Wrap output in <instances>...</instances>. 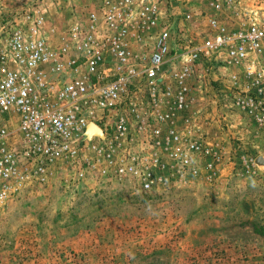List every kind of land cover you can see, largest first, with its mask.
<instances>
[{"label": "rangeland", "instance_id": "obj_1", "mask_svg": "<svg viewBox=\"0 0 264 264\" xmlns=\"http://www.w3.org/2000/svg\"><path fill=\"white\" fill-rule=\"evenodd\" d=\"M142 1L156 3L160 22L174 26L165 66L171 77L182 53L212 32V15L235 25L264 20L260 0H235L241 16L215 11L211 0H136L137 6ZM0 4L8 14L44 18L51 42L72 22L85 24L95 8L92 0ZM213 60L194 68L179 123L207 153H190L182 175L170 169L163 183L143 190L133 179L102 175L88 148L48 183L25 184L9 198L0 214V264H264V165L256 163L264 158V110L237 104L249 93L241 78L246 65L230 63L223 52ZM164 147L134 145L147 157ZM214 152L217 174L208 168Z\"/></svg>", "mask_w": 264, "mask_h": 264}, {"label": "built area", "instance_id": "obj_2", "mask_svg": "<svg viewBox=\"0 0 264 264\" xmlns=\"http://www.w3.org/2000/svg\"><path fill=\"white\" fill-rule=\"evenodd\" d=\"M92 1L87 22H72L56 42L43 35L44 18L8 14L0 4V214L25 184L48 183L88 148L102 175L133 179L143 190L163 183L170 169L182 175L190 153L209 151L179 129L187 83L198 61L212 63L219 52L246 65L249 93L237 104L264 110V20L235 25L212 15V32L182 53L171 77L174 26L160 22L156 3ZM211 7L242 15L235 0H211ZM137 143H163L167 152L147 157ZM219 159L214 152L209 161L214 174Z\"/></svg>", "mask_w": 264, "mask_h": 264}, {"label": "water", "instance_id": "obj_3", "mask_svg": "<svg viewBox=\"0 0 264 264\" xmlns=\"http://www.w3.org/2000/svg\"><path fill=\"white\" fill-rule=\"evenodd\" d=\"M90 130H92L94 133L96 134H102L101 130L98 129L97 127H91ZM256 163H258V165H264V158L262 155H259V157L256 159Z\"/></svg>", "mask_w": 264, "mask_h": 264}]
</instances>
